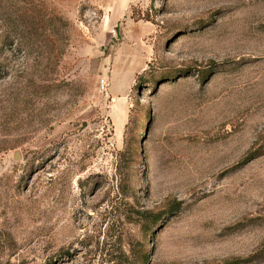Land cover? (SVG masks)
<instances>
[{
	"label": "rangeland",
	"instance_id": "obj_1",
	"mask_svg": "<svg viewBox=\"0 0 264 264\" xmlns=\"http://www.w3.org/2000/svg\"><path fill=\"white\" fill-rule=\"evenodd\" d=\"M0 264H264V0H0Z\"/></svg>",
	"mask_w": 264,
	"mask_h": 264
},
{
	"label": "built area",
	"instance_id": "obj_2",
	"mask_svg": "<svg viewBox=\"0 0 264 264\" xmlns=\"http://www.w3.org/2000/svg\"><path fill=\"white\" fill-rule=\"evenodd\" d=\"M99 87H100V91L103 92V91H106L107 89V83L104 79H100L99 81Z\"/></svg>",
	"mask_w": 264,
	"mask_h": 264
},
{
	"label": "water",
	"instance_id": "obj_3",
	"mask_svg": "<svg viewBox=\"0 0 264 264\" xmlns=\"http://www.w3.org/2000/svg\"><path fill=\"white\" fill-rule=\"evenodd\" d=\"M14 157L17 158V153H15V156Z\"/></svg>",
	"mask_w": 264,
	"mask_h": 264
},
{
	"label": "bare ground",
	"instance_id": "obj_4",
	"mask_svg": "<svg viewBox=\"0 0 264 264\" xmlns=\"http://www.w3.org/2000/svg\"><path fill=\"white\" fill-rule=\"evenodd\" d=\"M116 107V106H115Z\"/></svg>",
	"mask_w": 264,
	"mask_h": 264
}]
</instances>
